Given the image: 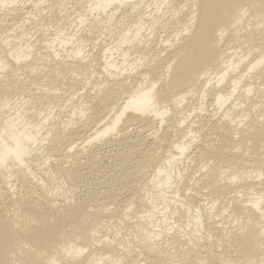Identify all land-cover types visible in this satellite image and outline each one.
Segmentation results:
<instances>
[{
	"label": "bare ground",
	"instance_id": "bare-ground-1",
	"mask_svg": "<svg viewBox=\"0 0 264 264\" xmlns=\"http://www.w3.org/2000/svg\"><path fill=\"white\" fill-rule=\"evenodd\" d=\"M215 263L264 264V0H0V264Z\"/></svg>",
	"mask_w": 264,
	"mask_h": 264
},
{
	"label": "rangeland",
	"instance_id": "rangeland-1",
	"mask_svg": "<svg viewBox=\"0 0 264 264\" xmlns=\"http://www.w3.org/2000/svg\"><path fill=\"white\" fill-rule=\"evenodd\" d=\"M63 108H65V107H63ZM66 109H68V107L65 108V110H66ZM66 118H67V117H66ZM66 118H64V119H66ZM76 120H77V119H76ZM74 121H75V118H74ZM108 149H109V148H104V149H102L103 151L101 150V152H102L103 154H105V155H106V154L108 155V153H109V151H110V150L108 151ZM104 152H105V153H104ZM106 152H107V153H106ZM102 153H100L101 155H100V157H99V158H101V160H102V161H101V162L103 163L102 165H104L105 167H107V165L110 166V165H111V161H110V163H109V158L112 157V156H111V155H110V156H107V155H106L107 157H105ZM109 154H110V153H109ZM102 155H103L104 157H103ZM84 160H86V158H85ZM84 160H83V161H84ZM110 160H111V158H110ZM109 164H110V165H109ZM45 166H46V165H45ZM42 168H44L43 165L40 166V169H41V170H43ZM41 170H40V171H41ZM49 173L52 174L51 171H50ZM55 178H56V177H55ZM57 179H58L57 181H59V183H60V182L63 183L62 186L65 185V184H64V183H65V182H64V179H63L61 176H57ZM60 179H61V180H60ZM62 179H63V181H62ZM191 182H192V181H191ZM76 189H77V188H76ZM204 198H205V197H204ZM222 205L224 206V203H223ZM228 211L230 212V210H228ZM228 211L225 213V214H226L225 216H222V217L219 218V219L221 220V223H222L223 225L225 224V225H224L225 227L222 225V227L225 228V230H223L224 234H226L225 231H227V229H229L230 226L233 225V223H231V222L234 220V217H233L232 215H229V212H228ZM233 222H234V221H233ZM229 224H231V225H229ZM220 226H221V225H220ZM228 226H229V227H228ZM228 231H229V230H228ZM232 254L235 255L234 253H232ZM215 264H218V263H215Z\"/></svg>",
	"mask_w": 264,
	"mask_h": 264
}]
</instances>
